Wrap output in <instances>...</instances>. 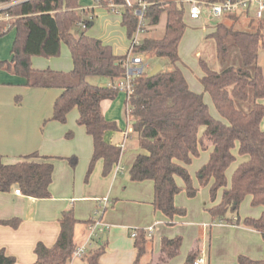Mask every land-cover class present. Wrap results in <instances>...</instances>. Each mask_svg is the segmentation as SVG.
<instances>
[{"label": "trees", "instance_id": "16d2710c", "mask_svg": "<svg viewBox=\"0 0 264 264\" xmlns=\"http://www.w3.org/2000/svg\"><path fill=\"white\" fill-rule=\"evenodd\" d=\"M19 0H0V3ZM146 3L143 13L144 32L154 28L165 18L164 31L159 39L144 37L135 53L146 54L166 61L170 69L160 71L149 78L142 73L132 81L133 92L125 99L127 116L134 120L131 133L135 136L138 154L127 171L131 182L150 181L153 184L152 207L173 225L175 217L186 216V209L176 206L175 197L184 192L193 199L200 188H208L209 200L213 204L220 193V201L206 209L213 222L244 226L258 232L264 241V74L258 65L259 52L264 53V18L254 20L248 28L236 27L239 17L226 15L230 25L219 23L216 30L205 38V44L213 47V59L219 69H213L202 55L198 64L202 76L198 81L202 93L190 90L179 67L178 47L186 30V10L182 0H140ZM221 2L224 0H207ZM125 0H100L98 4L118 6L121 26L128 40H131L138 25L133 9L121 7ZM81 9L80 0H28L17 3L6 10L10 20L0 22V38L14 30L10 61H1L0 69L19 77L21 85L28 88L59 89L60 95L52 106L51 121L64 124L66 117L76 109V123L85 129L92 141V155L87 175L95 164L103 160V176L121 156L120 147H112L106 135L117 128L107 122L101 112L100 103L113 101L121 93L110 87L92 85L88 78H102L110 83L125 77L123 56H115L112 48L100 40L87 36L91 23L86 20L87 12ZM85 29L74 36L72 30L80 24ZM81 28V27H80ZM143 32V33H144ZM65 45L69 51L72 69L56 72L49 69L37 70L31 66L33 57L54 58ZM208 94L217 117L214 118L204 101ZM203 131L200 133V130ZM209 149L207 162L196 172L197 187L193 186L187 167L200 152ZM242 157L231 174L230 183L226 178L227 169ZM52 157L32 152L20 157L13 164H4L0 156V193H9L15 188L20 195L34 199H49L52 182ZM74 169L77 160L67 158ZM182 181V187L176 180ZM245 198L250 206L261 208L257 218L238 216V209ZM105 210V208H104ZM230 214L231 217L227 215ZM19 219L0 220V225L16 229ZM92 223L77 221L72 209L63 211L59 219V234L55 243L46 247L38 243L34 248L35 261L32 264H67L75 251V229L77 225ZM133 238L137 250L134 264H141L147 254L145 231L136 230ZM87 252L88 264H99L98 259L106 247V239ZM182 238L162 237L158 254L148 264H165L178 255ZM200 252L192 249L183 264H195ZM237 264H264L238 255ZM13 257L0 250V264H14Z\"/></svg>", "mask_w": 264, "mask_h": 264}, {"label": "crops", "instance_id": "0c3cea01", "mask_svg": "<svg viewBox=\"0 0 264 264\" xmlns=\"http://www.w3.org/2000/svg\"><path fill=\"white\" fill-rule=\"evenodd\" d=\"M262 1L264 2V0ZM255 2L256 1H252L250 5ZM80 5L81 9H79V11H85L87 14L90 9L94 7V5H90V2L87 0H80ZM254 14V10L250 11L249 9L238 12L235 15L239 17L236 27L239 29L248 28L252 19L255 20ZM228 16L216 19L204 14L203 18L201 17L197 20H190L187 16L185 17V24L189 21L193 26L200 28V32L196 34L198 44L193 47L196 48L195 52L197 58L201 56L199 47L203 43L205 44V38L216 30L217 24L224 23L230 25L231 21L228 19ZM211 21H214L215 24L207 26V23ZM120 27L123 29L121 24ZM14 33L6 44V40L3 42L5 38H0V44L6 45L7 49L9 46V48H11V44L14 40ZM101 42L110 46L102 40ZM110 44L113 47L112 52L115 56H123L116 54L115 41L110 42ZM31 66L33 69L37 70L49 69L56 72H69L72 69V61L68 49L65 45H62L58 57L48 59L33 57L31 59ZM180 66L181 64H179V67ZM169 69L170 67L168 66L167 70ZM262 71L264 74V69H262ZM183 75L191 91L197 94L202 93L203 89L199 81L197 82L196 80H192V78L190 79L184 73ZM201 76L202 72L200 69V77ZM103 80L105 82L100 83L102 84L101 86L105 87L110 84L109 80ZM21 83L22 80L20 78L0 73V92L4 91L5 93V95H0V156L4 164H13L19 161L21 156L35 151L40 155L54 158L51 160L53 164L52 182L49 186L51 197L49 199L29 198L20 195L15 188L9 193H0V220H11L14 218L20 220L16 229L0 225V250H3L5 255L13 257L15 259L14 264H32L35 261L34 248L38 243L46 247H50L55 243L59 234V219L63 211L72 209L73 216L77 221H92L93 218H96L95 216L92 217V214L95 211L97 203H99L100 206L101 198L107 199L108 197V199H110L118 197V199L115 200L116 203H114L115 206L112 211L103 213L96 218L100 222L99 229L101 232L99 234V241L94 240L93 244L86 245L88 226L87 224L77 225L75 229L76 248L85 245L87 252H89L100 245V238H103L105 235L107 243L103 254L98 259V263L134 264L137 250L134 247V240L130 236L132 229L129 227L142 225L145 226L146 229L152 228V234L150 238L151 241L146 245L147 254L142 258L141 264H148L151 262V259L155 258V254L159 251L161 238H173L179 236L177 234L179 232L170 233L165 231L169 229L167 227H172L174 224L168 226L166 223L168 220L159 212H154L151 205L153 200L152 182H136L138 184L136 186L131 185L134 183H128L126 178L123 180L119 177L123 173V168L120 167L119 162L127 141H132L135 146L136 153L134 159L138 154L144 153L138 149L137 140L131 133V123L134 119L127 116L126 112L124 113L123 110L118 111L115 108L117 99L113 101L105 100L100 103L101 112L106 121L114 122L117 128L115 131L109 132L106 135V141L112 147H120V145L123 144V148L120 147L121 156L119 161L112 166L107 176H103L102 174L104 163L103 160H100L95 164L91 172L90 180H88L87 184H83L81 182L82 169L79 172H74L67 162L57 157L68 156L71 152H76L72 151L74 147L71 149V146H64V139H72V133L69 131L73 130L77 132L78 138L83 139L89 148L86 147L88 149V154L85 156L86 164L87 161L91 159L92 141L90 136L86 134L85 129L77 125L76 120L78 118V113L76 109H74L75 115L73 117L76 124H73V121H71L69 125L70 130L67 133L66 128H64L62 124L50 120L53 103L60 95L61 90L52 88H26L22 86ZM10 89H17V92L30 97L24 99L12 98ZM209 99L208 94H204V101L208 106ZM258 103L264 105V99L259 100ZM116 112L122 113V117L124 113L125 129L122 122L118 119H114ZM70 120H72V116ZM260 126L261 129L264 130V118ZM202 131L203 128L200 130V133ZM210 150L211 149L206 152H200L199 158H197L200 159L201 155H203V158L199 161L200 167L207 162ZM238 158L240 159L239 163L243 161L242 157ZM197 159H193L192 163ZM98 184H100V188L97 191L96 187ZM129 198L131 200H129ZM217 201H220V195ZM248 201H250L249 198ZM218 202H215L213 205ZM174 203L176 206L182 204L178 195L175 197ZM210 205L212 206L211 203ZM206 209L202 210L205 217L204 221L200 224L203 228L202 232L205 237L211 236L214 240L223 241L225 238H232V240H236L242 248L237 253L245 254L253 260L262 259L264 243H262L263 240L258 232L244 226L213 222ZM256 209H258L257 212H246L245 215L252 218L259 217L262 210L261 208ZM159 217L161 218L159 219ZM174 220H176V223L184 224L183 218L175 217L173 221ZM204 253V250L201 248L200 259L203 260V264H209V262L206 263L204 260V257L206 258V254ZM67 264L88 263L84 256L81 259L73 258Z\"/></svg>", "mask_w": 264, "mask_h": 264}, {"label": "rangeland", "instance_id": "374dc122", "mask_svg": "<svg viewBox=\"0 0 264 264\" xmlns=\"http://www.w3.org/2000/svg\"><path fill=\"white\" fill-rule=\"evenodd\" d=\"M84 1H86V0H84ZM87 1L90 2V5L91 4L94 5V7H93V9H90L87 16L85 17V19L89 20L91 23V26L87 30H85V34L87 36H90V37L92 36L95 39L97 38L100 41L102 40L103 42L109 44L111 47H112V45L110 44V42L115 41L116 42V46H115L116 54L117 55H126L128 53L131 40L127 39L124 30L120 27V18H119L120 10L114 11V10H111L109 7H102L98 3H96L94 0H87ZM256 2L253 3L252 5H250V7L248 8L250 11L254 10V13L256 12L257 7H258ZM87 7H89V6H87ZM202 11H203L202 18L204 17V14H206L208 17L211 16L206 7H203ZM164 22H165V18L162 17L160 20V23L157 26H155L154 28H148L147 33L144 32L138 36V40L141 41L144 37L159 39L162 36L163 31H164ZM186 24H187L186 30L183 34V37H182L180 44H179V47H178V55H179L180 62H181L180 69L190 79L192 78V80H196L198 82V78L200 77V68H199V64H198L199 57L198 58L196 57V52H195L196 48H193V47L198 44L196 34H198L200 32V28H197V26H193L189 21L186 22ZM214 24H215V22L211 21L210 23H207V26H212ZM83 30L84 29H81L80 27L76 26L72 30V33L74 36H78ZM13 33H14V31L10 30L9 32H7L2 37V38H5V39H3V42L6 40L5 44L7 43V41H9V39H10L11 35H13ZM11 46H12V44H11ZM9 47L7 49L6 45L0 44V57H2V58H0V62L1 61H10L11 54H10L9 50L11 51V48H9ZM112 49H113V47H112ZM199 51L201 52L202 57H204V59L207 60V62L209 63V65L213 69H215V70L219 69V67H218L219 63L215 62V60L212 57L213 47L211 44H208V43L204 44L203 43L199 47ZM133 54L138 55L142 59L143 64L147 66V68H144V73H149L156 65H160L162 68V71H166L168 66H169L166 64L165 60L157 59L155 57H151V56H148L146 54H141V53L137 54L134 52ZM134 55H131V56H134ZM258 65L262 69H264V53L263 52H260V54H259ZM0 73L13 76V75L7 73V71H5L4 69H0ZM13 77H15V76H13ZM17 78H19V77H17ZM87 80L90 84L99 85V86L102 85L100 83L105 82L102 78H95V77L88 78ZM101 87H103V86H101ZM12 88H15V87H12ZM10 93L12 94L11 97L15 98V99L16 98L24 99V98L30 97V96H25V95L21 94L20 92H17V89H10ZM13 93H15L16 95ZM0 95H5L4 91H1ZM116 99H117V102H116V104L114 103L116 106L115 108L118 111L123 110V112L125 113V108H126L125 107V95L123 93H121V95H119L118 98H116ZM209 108H210L209 110L211 111V115L214 118H216L217 113H216L214 106L210 102V99H209ZM124 113H123V117H122V113L116 112L114 115V119H118L120 122H122L124 124L123 126L125 129L126 125L124 122V120H125ZM74 115H75V111L72 110L69 113V115H67L68 117H66V122L64 124H62V126H64V128H66L67 133L70 130L69 125H70L71 121H73V124H76L75 119L73 118ZM71 116H72V120H70ZM110 123H114V122H110ZM69 132L72 133V139H69V140H67L68 138L64 139V146H71V149L74 147V149L72 151H76V152L75 153L71 152V154H69L68 156H62V157L57 156V157H59L60 160H63L65 162H67V160H65L67 158H71V157L76 158L77 165L73 170H74V172H79L82 169L81 182L83 184H87V182H88V180H90L91 174H92L91 173L90 175H87L88 162L90 160L87 161V164H86V160H85V156L88 154L89 148L87 147V144L85 143V141H83V139L78 138L77 132H75L73 130H71ZM119 140H120V138H119ZM126 143H127L126 147L123 149V154H122V156L120 158V162H119L120 167L123 168V173L119 177L123 180H125L124 178H126L128 183H130V184L134 183L131 185L137 186L138 184L136 182H131L128 179V176H126L127 171L130 168L132 161L134 159L135 153H136L135 146H134L133 142L127 141ZM69 150H67V151H69ZM90 155H91V153H90ZM201 158H203V155H201L200 159H197L196 161L191 163V165L187 169L189 172V175L191 177L192 184L195 187H197L196 172L200 168L199 161L201 160ZM89 159H90V157H89ZM239 160L240 159L237 157L236 161L226 171V178H227L229 183L231 180V174L234 171L235 167L238 165ZM101 180H102V178H101ZM176 182H177L178 186L182 187L183 184H182V181L180 179H177ZM99 188H100V184H98V186L96 187V190L98 191ZM122 188H121V190H122ZM93 189H95V188H93ZM219 195H220V193H218L217 199H218ZM208 196H209V193H208L207 187L200 188L197 195L193 199H188L185 196L184 192H180L178 194V197L180 198V202L182 203L180 205V207H183L186 209V216L183 217L184 224L176 223V220H174L173 221L174 225L172 227H167L169 229H166L165 231L170 232V233L171 232H173V233L179 232L177 234L182 238V242H181V246H180L178 255L172 259L173 261L170 260L172 262L169 261L165 264H183L188 253L192 249H195V248H197L200 252L199 259L201 257V248L204 250V252H205L204 254H206V258L203 256L204 260L206 263L209 262V264H236V258L238 255L246 256L245 254L237 253L242 248L240 247V244H238L236 240H234V239L232 240V238H225L223 241V240H214L213 237H211V236L205 237L204 233L202 232L203 228L200 225L204 221V217H205L202 210L206 209L208 207H212L214 204V203L212 204L210 202ZM101 199H103V198H101ZM101 199H99V200H101ZM107 199H108V197H107ZM116 199H118V197H115V198L113 197V198L108 199V204L105 206V210H103L99 206V203H97V206L95 207V211L93 212L92 217L95 216L94 214L97 211H99L101 213V215L103 213H107V212L112 211L114 209L113 207L115 206L114 203H116L115 202ZM217 199H216V202H218ZM129 200H131V199L129 198ZM210 203L212 204V206L210 205ZM257 211H258V209L250 206V201H248V198H245L244 201L239 206L237 213H238V216L242 219L244 217H250V216L245 215L246 212L254 213ZM227 216L231 217L230 214H228ZM160 218L161 217H159V219ZM180 222H182V221H180ZM166 223H168V222H166ZM129 228H131L132 230L146 229L145 226H142V225L130 226ZM208 232H206V233H208ZM173 235H175V234H173ZM262 243H264V242L262 241ZM157 254H158V252L155 255H157ZM263 259H264V247H263V256H262L261 260H263ZM152 264H155V262H153Z\"/></svg>", "mask_w": 264, "mask_h": 264}, {"label": "built area", "instance_id": "2783aa9c", "mask_svg": "<svg viewBox=\"0 0 264 264\" xmlns=\"http://www.w3.org/2000/svg\"><path fill=\"white\" fill-rule=\"evenodd\" d=\"M28 0H19L17 2H9V3H0V22H5L10 20V16L7 14L6 10L11 6L25 2ZM98 3L100 0H94ZM252 1H257V10L254 14L256 20H261L264 18V2L262 0H224L221 2H210V1H200V0H182L184 8L186 10V16L190 20H197L203 15V7L208 9V12L213 18L220 19L226 15H236L240 11H244L249 8L250 3ZM108 7L111 10L118 11V6L109 4ZM121 7H127L133 9V12L138 17V25L136 31L134 32L130 47L128 50L127 57L123 60L122 65L125 68V77L116 82L110 83L107 87L115 89L120 93L125 95V99L133 92L132 81L135 77L141 75L144 72V68H147L146 65L143 64L142 59L138 55H134V48L139 45L140 41L138 40V36L144 32V17L143 13L146 8V3L140 0H125L124 4ZM81 29H85V24H80ZM134 56H131V55ZM125 112L128 113L127 105L125 106ZM123 148V144L120 146ZM18 192V191H17ZM19 193V192H18ZM107 199L104 198L100 201V207L104 210L107 205ZM95 217L98 218L101 213L97 211ZM92 220V223L88 225V236L86 237V245L93 244L94 240L99 239V234L101 232L100 222L97 219ZM146 233L147 239L151 238L152 228H148L144 230ZM136 230H132L131 238L136 236ZM87 253L86 246H81L75 249L72 254L71 259H81ZM195 264H203L202 259L196 260Z\"/></svg>", "mask_w": 264, "mask_h": 264}, {"label": "water", "instance_id": "95a60500", "mask_svg": "<svg viewBox=\"0 0 264 264\" xmlns=\"http://www.w3.org/2000/svg\"><path fill=\"white\" fill-rule=\"evenodd\" d=\"M161 71V66L160 65H156L149 73H148V77L152 78L154 77L156 74H158ZM103 238L105 239V235L103 236Z\"/></svg>", "mask_w": 264, "mask_h": 264}]
</instances>
